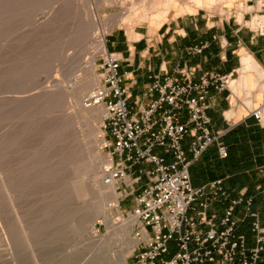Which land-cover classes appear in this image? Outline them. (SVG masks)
<instances>
[{"label":"rangeland","instance_id":"374dc122","mask_svg":"<svg viewBox=\"0 0 264 264\" xmlns=\"http://www.w3.org/2000/svg\"><path fill=\"white\" fill-rule=\"evenodd\" d=\"M115 2H124L125 7L115 6ZM144 2L145 0H0V168L7 165L4 172L9 178L8 182L15 176L12 181L19 186L14 183L15 187L10 183V186H14L11 188L14 189L13 194L15 192L16 210L10 208L13 205L3 197L0 186V196L5 198L3 200L0 197V205H5L3 201L8 203L6 209V205H2L3 210H6L5 217L4 213L0 214V218L4 219H0V264H120L119 252L127 255L128 264L132 263L133 245L129 244L132 239L131 232L122 244L114 239H107L108 246H105L108 249L95 247L86 239V235L98 236L107 230L103 216L94 211L101 205L98 208V201V204L93 203L98 200L93 194V184L101 183L103 171L106 169L102 159L105 156L109 158L110 149L104 143L99 154L97 155V151L95 153L96 141L93 140L98 132L103 135L100 126L102 116L93 122L77 116L76 109L81 108V101L87 91L79 98L75 91L91 73L98 77V85L100 83L102 52L92 37L95 32L92 24H99L101 27L106 26L105 24L111 25L104 32L105 47L110 33L127 34L141 30V27H157L163 20L156 24L150 13L146 19L134 26L131 25L132 21L120 25L112 19L110 21V18L127 14ZM226 3V0H204L199 8L220 16L228 15L229 7L225 6ZM186 6L187 10L182 13L171 10L172 13L165 20L191 13L195 9L191 3ZM237 7V21H242V12H250L252 17L248 16L243 23L251 29L255 28L259 17L251 12L254 7L242 3H238ZM90 60L94 65L91 68L93 70L88 64L87 67L85 65ZM87 68L90 69L89 72ZM252 70L255 73L263 72L258 66ZM259 80L258 77L255 79L258 88L262 85L260 81H263ZM238 87L239 84L236 86V93ZM94 160L102 163L101 169L98 166L96 168ZM3 162L6 164L3 165ZM88 163L91 169L94 167V172L89 171ZM75 177L79 180L75 181ZM74 184H78V187L76 185V188H72ZM130 201L131 198L121 201L119 195L116 207L111 210L108 205L101 207H107L109 213L114 214L109 219L114 222V218L129 210ZM92 209L98 215H93ZM6 224L12 228L9 231L12 237H7L8 241L3 235Z\"/></svg>","mask_w":264,"mask_h":264},{"label":"built area","instance_id":"2783aa9c","mask_svg":"<svg viewBox=\"0 0 264 264\" xmlns=\"http://www.w3.org/2000/svg\"><path fill=\"white\" fill-rule=\"evenodd\" d=\"M250 6L259 17L251 30L264 36V0H251ZM101 55L99 86L85 95L83 106L104 111L100 126L110 164L101 183L120 189L121 201L131 198L129 210L121 215L132 222L131 264H256L264 254V227L256 218L251 222L254 244L249 246L245 235L236 232L238 218L233 214L238 204L248 212L251 199L230 200L218 214L211 210L213 203L228 198L221 179L194 188L188 173L189 165L213 143L218 156H226V146L218 139L232 125L213 132L205 101L209 87L222 90L229 76L204 72L192 81L190 69L179 70L181 79L156 75L146 89L156 97L144 107L137 101L129 105L117 70L118 54L106 49ZM248 111L255 120L263 119L260 107ZM185 137L189 157L182 146ZM157 148L169 153L171 161Z\"/></svg>","mask_w":264,"mask_h":264},{"label":"crops","instance_id":"0c3cea01","mask_svg":"<svg viewBox=\"0 0 264 264\" xmlns=\"http://www.w3.org/2000/svg\"><path fill=\"white\" fill-rule=\"evenodd\" d=\"M226 2L228 15L220 16L199 8L164 19L157 27H141L127 34L110 33L105 48L119 56L117 70L123 77L129 105L137 101L144 107L150 98L156 97L155 93L146 94L156 75L166 73L181 79L179 70L190 69L192 81H198L204 72L229 76L230 81L222 90L209 87L205 101L213 132L232 125L218 139L226 146V156L220 158L213 143L199 160L189 165L188 173L194 188L221 179L228 198L213 203L211 210L218 214L230 200L240 196L251 199L248 212L243 204L233 209L238 218L236 232L245 235L247 245L251 246L254 244L251 222L256 218L264 227V36L254 35L243 23L251 16L250 12H242V21H237V4L250 7L251 0ZM193 48L200 51L194 52ZM257 66L263 72L251 71ZM257 77L263 80H259L260 88L255 85ZM259 107L263 117L260 122L248 111ZM182 146L185 156L189 157V137L183 139ZM156 150L167 162L171 161L169 153ZM256 264H264V254Z\"/></svg>","mask_w":264,"mask_h":264},{"label":"bare ground","instance_id":"6f19581e","mask_svg":"<svg viewBox=\"0 0 264 264\" xmlns=\"http://www.w3.org/2000/svg\"><path fill=\"white\" fill-rule=\"evenodd\" d=\"M12 1V0H11ZM204 0H145V2L143 3V5L142 4H140L141 6H138V7H136V8H133V9H131V10H129L128 11V13L127 14H120L119 16H116V17H113V18H110V21H115V22H118L119 23V25L120 24H122V23H124V22H131V25H133L134 26V24H136V23H139V21H141V20H144V19H146L147 18V15L150 13V15H151V19L152 20H154L155 22H156V24H158L160 21H162V20H164L167 16H169L172 12H171V10H173V9H175V11L177 12V13H182V12H185V10H187V6H186V4H188V3H191V6H194L195 7V9H194V7L193 8H191V9H194V11L196 10V8H199V7H201L202 6V2H203ZM207 1H210V2H212V0H207ZM16 3V2H15ZM216 3V2H215ZM113 4V2L111 3V5ZM211 3H209V5H210ZM114 5L115 6H117V5H120V6H124L125 7V4H124V2H115L114 3ZM89 6V5H88ZM204 6V5H203ZM208 6V5H207ZM92 9V8H91ZM18 11V10H17ZM84 11V10H83ZM174 11V10H173ZM85 13H86V10H85ZM84 13V14H85ZM9 14V13H8ZM97 15V14H96ZM12 16V15H11ZM95 17V16H94ZM90 19V18H89ZM88 19V20H89ZM98 19V16L96 17V20ZM112 19V20H111ZM92 20V19H91ZM94 20V22H95V18L93 19ZM98 21V20H97ZM13 22V21H12ZM79 23V22H78ZM94 24H96V23H94ZM106 26H99V24H96V26H93V24H92V28L95 30V32H94V35H92V37H94V40L98 43V45H99V49H100V52H102V53H105L106 52V49H105V42H104V38H103V36H104V32H105V29H108L111 25L110 24H105ZM251 25V24H250ZM87 27V26H86ZM131 28H133L132 26H130ZM13 28H14V26H13ZM16 29V28H15ZM89 29V28H88ZM92 29V30H93ZM13 30V29H12ZM81 31V30H80ZM13 32H14V30H13ZM76 32V31H75ZM84 32V31H83ZM93 32V31H92ZM3 33V32H2ZM17 33V32H16ZM80 33V32H79ZM91 33V32H90ZM5 35H7L6 33H5ZM90 35V36H91ZM8 36V35H7ZM6 41V40H5ZM10 42V41H9ZM13 42V41H12ZM95 42V43H96ZM15 44V43H14ZM16 46V45H15ZM8 50V49H7ZM81 50V49H80ZM20 52V51H19ZM42 52V51H41ZM47 52V51H46ZM83 52V51H82ZM99 52V51H98ZM11 53V52H10ZM29 53V52H28ZM33 53H35V51H33ZM80 53V52H79ZM26 54V53H25ZM75 54V53H74ZM95 54V53H94ZM15 55V54H14ZM76 55V54H75ZM81 55V54H80ZM21 56V55H20ZM73 59V58H72ZM20 60V59H19ZM23 60V59H22ZM39 60V59H38ZM70 60V59H69ZM76 60V59H75ZM82 60V59H81ZM21 61V60H20ZM29 61V60H28ZM91 61V60H90ZM89 61V63H85V65L86 64H88V67L91 69L94 65H93V62L91 61L90 62ZM243 61H244V59H243ZM31 63V62H30ZM72 63V62H71ZM69 64V63H68ZM67 64V65H68ZM73 64H74V62H73ZM78 64H80L79 62H78ZM70 66V65H69ZM32 67V66H31ZM86 67H87V65H86ZM89 68H87V69H89ZM90 69L89 70H87L88 72L90 71ZM12 70H13V68H12ZM11 70V71H12ZM91 70H93V69H91ZM21 73V72H20ZM83 74V73H82ZM85 74V73H84ZM15 75V74H14ZM17 75V74H16ZM11 76V75H10ZM13 76V75H12ZM19 76H20V74H19ZM28 76V75H27ZM27 76H26V79H27ZM25 76H23V78H24ZM12 78V77H11ZM18 79V78H17ZM25 79V80H26ZM22 80V79H21ZM230 81V80H229ZM229 81H228V83H229ZM232 81V80H231ZM18 82V81H17ZM234 82V81H233ZM237 83V82H236ZM33 84V83H32ZM29 85V84H28ZM38 85V84H37ZM21 86V85H20ZM19 86V87H20ZM35 86V85H34ZM33 86V87H34ZM99 85H98V77L97 76H95L93 73H91L89 76H87L86 77V79H84L82 82H81V84L78 86V88L76 89V91H75V93H76V95H77V97L79 98L80 96H82V94H84V92H86V94L89 92V91H91L92 89H94V88H96V87H98ZM230 86V85H229ZM17 87V86H16ZM30 87H31V85H30ZM23 88V87H22ZM50 88V87H49ZM52 88V87H51ZM232 88V87H231ZM23 90V89H22ZM49 90V89H48ZM52 90V89H51ZM30 91V90H29ZM32 91V90H31ZM54 91V90H53ZM16 92V91H15ZM23 93H25V91H23ZM33 93V92H32ZM43 93V92H42ZM49 93V92H48ZM52 93V92H51ZM17 94V93H16ZM19 94V93H18ZM28 94V93H27ZM34 95V94H33ZM47 95V94H46ZM48 95H50V94H48ZM18 96V95H17ZM30 97L32 96V95H29ZM51 96V95H50ZM23 97V96H22ZM24 97H25V95H24ZM39 97V96H38ZM43 97H45V96H43ZM36 98V97H35ZM42 98V97H41ZM47 98H48V96H47ZM20 99H23V98H20ZM12 100L13 101H16V100H14L13 98H12ZM27 100V99H26ZM50 100V99H49ZM32 101V100H31ZM38 101V100H37ZM44 101V100H43ZM17 102V101H16ZM27 102V101H26ZM59 102V101H58ZM82 105H83V99H82ZM6 103V102H5ZM50 103V102H49ZM48 103V104H49ZM44 104V103H43ZM39 105V104H38ZM47 105V104H46ZM81 105V108H77L76 109V115L77 116H79L80 118H84L85 120H87V121H89V122H91V120H92V122H93V120L95 121V120H98L99 118H101V116L103 117V114H104V111H103V109L100 107V106H98V107H94V108H85L84 106H82ZM30 106V105H29ZM51 106H52V104H51ZM4 107V106H3ZM27 107V106H26ZM10 108V107H9ZM12 108V107H11ZM32 108V107H31ZM42 108V107H41ZM16 109H19V108H16ZM102 109V110H101ZM25 110H26V108H25ZM32 110V109H31ZM12 111V110H11ZM21 111V110H20ZM22 111H24V110H22ZM103 111V112H102ZM38 112V111H37ZM7 114V113H6ZM27 114H29V113H27ZM32 114H33V112H32ZM3 117V116H2ZM13 117V116H12ZM25 118V117H24ZM2 120V119H1ZM1 126H3V125H1ZM4 127V126H3ZM1 129V128H0ZM4 130V129H3ZM6 132V131H5ZM98 132V131H97ZM6 134V133H5ZM6 136V135H5ZM94 137V136H93ZM3 139H4V137H3ZM93 139V138H92ZM0 140H1V138H0ZM93 141H96L95 143L97 144H95L94 146L96 147V150H94L95 151V153H96V151H97V155L99 154V152H100V150H101V148H102V146L104 145V138H103V135H102V133L101 132H98V135L96 136V138L93 140ZM72 149V148H71ZM4 151V150H3ZM6 151V150H5ZM4 151V152H5ZM7 154V153H6ZM85 154V153H84ZM5 155V154H4ZM4 155H2V156H4ZM34 155V154H33ZM1 156V157H2ZM7 156V155H6ZM5 156V157H6ZM79 157V156H78ZM97 157V156H96ZM19 158V157H18ZM88 158V157H87ZM92 158V157H91ZM1 159H3V158H1ZM5 159V158H4ZM97 159V158H96ZM23 160V159H22ZM92 160H93V158H92ZM100 160H101V158H100ZM9 161V160H8ZM17 161V160H16ZM40 161V160H39ZM11 162V161H10ZM14 162V161H13ZM75 163H76V161H74ZM89 162H92V161H90L89 160ZM94 162H95V165H96V168H97V166L98 167H100V165L103 163V164H105V166H106V168L108 167V165L110 164V159L108 158V157H103V159H102V163H100V161H95L94 160ZM94 162H93V164L92 165H94ZM4 163V162H3ZM6 163H7V161H6ZM6 163H4L3 165H5ZM11 164H13V163H11ZM17 164V163H16ZM89 164V163H88ZM108 164V165H107ZM77 165V164H76ZM11 166V165H10ZM13 166L15 167V165L13 164ZM56 166V165H55ZM104 166V165H103ZM102 166V167H103ZM5 167H8L7 165L6 166H4L3 167V169H1L2 168V166H1V170H0V174H1V178H0V180H1V183H0V186H1V188H2V195H3V197H5L6 199H7V201L11 204V205H13V207H10V208H14L15 206H14V199H16L15 197H14V194H15V192H14V194H13V191H14V189H12L11 187H13L14 188V183H15V181L13 182L12 181V179L15 177H13L12 176V178H11V175H10V178H11V181H9L8 182V180H9V178H8V176L6 175L5 176V172H4V168ZM14 167H13V169H14ZM33 167V166H32ZM89 171L90 172H94V171H92L93 169H94V167H92V169H91V167H90V164H89ZM24 168V167H23ZM80 168V167H79ZM6 169H10V168H6ZM5 169V170H6ZM18 169V168H17ZM16 169V170H17ZM20 169V168H19ZM100 169H101V167H100ZM22 170V169H21ZM20 170V171H21ZM35 170V169H34ZM44 170V169H43ZM79 170V169H78ZM102 170H103V168H102ZM105 170V169H104ZM8 171V170H7ZM14 171V173H15V169L13 170ZM13 171L11 170L10 172H12L13 173ZM26 171V170H25ZM45 171V170H44ZM80 171V170H79ZM100 171V170H99ZM18 172H19V170H18ZM89 172V173H90ZM97 173L96 174H98V170L96 171ZM22 174H23V172H21ZM30 173V172H29ZM48 173H49V171H48ZM82 173V172H81ZM32 174V173H31ZM43 174V173H42ZM92 174V173H91ZM100 174V173H99ZM9 175V174H8ZM18 175H20V174H18ZM25 175V174H24ZM33 175V174H32ZM79 175V174H78ZM95 175V174H94ZM23 176V175H22ZM36 176H37V174H36ZM88 176H90V175H88ZM80 177V176H79ZM97 177H99V175H97ZM7 178H8V180H7ZM16 178V177H15ZM14 178V179H15ZM36 178V177H35ZM44 178V177H43ZM93 178V177H92ZM94 178H96V176H94ZM73 179V178H72ZM81 179H82V177H81ZM17 180H19V179H17ZM33 180H35L36 181V179H34L33 178ZM40 180V179H39ZM74 180L76 181H78L79 179L78 178H74ZM73 180V182H75ZM21 181V180H20ZM41 181V180H40ZM26 182V181H25ZM94 182H96L95 181V179H94ZM10 183L11 184H13L12 186H10ZM19 183V182H18ZM28 183V182H27ZM27 183H24L25 185L27 184ZM30 183V182H29ZM37 183V182H36ZM79 183V182H78ZM16 185H17V183H15ZM38 184V183H37ZM77 185V187H78V184H76ZM75 184L72 186V188L73 187H75L76 186ZM81 185H83V184H81ZM18 186V185H17ZM23 185H21V187H22ZM16 187V186H15ZM19 187V186H18ZM90 187V186H89ZM76 188V187H75ZM13 190V191H12ZM92 190V189H91ZM17 191V190H16ZM0 194V195H1ZM93 194H94V196H96V198L98 199V200H96L95 202H93V203H96V204H98V208H99V205H101V206H105V205H108L109 206V208L108 209H112V208H114V207H116L117 206V202H118V197H119V195H120V193L119 192H117L116 190H115V187H113V186H105V185H103L102 183H98L97 182V184H93ZM15 196H17V195H15ZM0 197H2V196H0ZM2 197V198H3ZM5 198H3V200L5 199ZM0 200L2 201V199L0 198ZM97 201H98V203H97ZM3 202H5V205H6V207H4L5 209L7 208V202L6 201H3ZM3 202H1V203H3ZM7 203V204H6ZM16 204V203H15ZM2 205H4V203L3 204H1L0 206H1V213L0 214H3L5 211L3 210V208H2ZM4 205V206H5ZM10 205V206H11ZM90 205H91V203L89 204V207H90ZM9 206V205H8ZM17 206H19V204L17 205ZM96 205L94 204V207H95ZM100 206V208L99 209H92V213H93V215H98V214H101L102 216H103V220L105 221V223H106V227H107V230H106V232L105 233H103V234H99L98 236L97 235H86L87 236V240L89 241V242H91V244H93L95 247L97 246L98 248H101V249H105V248H107L106 246H108V245H106V242H107V239H114L115 241H118V243L120 244H122V242L125 240V238L126 237H128L129 235V233H130V230H131V224H132V222L129 220V219H122L121 218V216L120 217H117V218H114V219H116L114 222H110L109 221V219L110 218H112L113 216H114V214H112V213H109V211L107 210V207H106V209L104 208V207H101ZM92 207H93V204H92ZM15 209V208H14ZM91 209V208H90ZM16 210V209H15ZM14 210V211H15ZM18 210V209H17ZM93 210L94 211H96L98 214H94L95 212H93ZM87 211V210H86ZM7 212H9V211H7ZM11 212V211H10ZM87 212H89V211H87ZM17 213V212H16ZM9 214V213H8ZM4 216L3 217H5V213L3 214ZM113 215V216H112ZM17 216V215H16ZM18 217V216H17ZM1 219V218H0ZM1 220H4V219H1ZM90 220V219H89ZM111 220V219H110ZM3 224V223H2ZM5 228V225H3V229ZM12 230V228H10V226H7V224H6V228H5V232L3 233V235H4V239L6 240V241H8V239H7V237H12V236H10V233H9V231H11ZM36 230V229H35ZM16 233V232H15ZM13 234V233H12ZM17 234V233H16ZM15 238V237H14ZM23 239V238H22ZM11 241H12V239H11ZM16 241V240H15ZM18 241V240H17ZM20 241V240H19ZM109 242V241H108ZM107 242V243H108ZM4 243V242H3ZM15 242H13V244H14ZM12 244V245H13ZM129 244H131V245H134V242H133V240L132 239H130V241H129ZM106 245V246H105ZM128 246V245H127ZM15 248V247H14ZM120 248V247H119ZM128 248V247H127ZM108 249V248H107ZM5 251V250H4ZM107 251H110V250H107ZM127 252V251H126ZM120 254H119V260H120V264H128L127 263V255L125 254V253H123V252H119ZM9 257V256H8ZM6 260V259H5ZM111 264H112V262H111Z\"/></svg>","mask_w":264,"mask_h":264}]
</instances>
